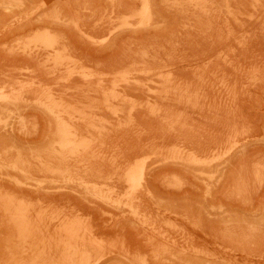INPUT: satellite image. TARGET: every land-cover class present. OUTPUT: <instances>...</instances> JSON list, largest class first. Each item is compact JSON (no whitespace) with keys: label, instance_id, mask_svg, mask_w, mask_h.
I'll list each match as a JSON object with an SVG mask.
<instances>
[{"label":"rangeland","instance_id":"374dc122","mask_svg":"<svg viewBox=\"0 0 264 264\" xmlns=\"http://www.w3.org/2000/svg\"><path fill=\"white\" fill-rule=\"evenodd\" d=\"M0 86V264H264V0H0Z\"/></svg>","mask_w":264,"mask_h":264},{"label":"bare ground","instance_id":"6f19581e","mask_svg":"<svg viewBox=\"0 0 264 264\" xmlns=\"http://www.w3.org/2000/svg\"><path fill=\"white\" fill-rule=\"evenodd\" d=\"M180 3H182V2H180ZM207 3H208V2H207ZM207 8H208V7H207ZM205 10H206V9H205ZM144 11H145V10H144ZM147 14H148V13H147ZM53 37H54V35H53ZM55 38H56V37H55ZM57 40H58V39H57ZM62 54H63V53H62ZM32 79H33V78H32ZM165 79H166V78H165ZM170 79H171V77H170ZM168 80H169V79H168ZM164 81H165V80H164ZM36 82H37V80H36ZM36 82H35V83H36ZM33 83H34V82H33ZM102 83H103V82H102ZM102 83H101V84H102ZM125 83H126V82H125ZM173 83H174V82H173ZM173 83H172V84H173ZM38 84H40V83H38ZM33 85H36V84H33ZM33 85H32V86H33ZM103 85H104V84H103ZM104 86H106V85H104ZM0 87H1V86H0ZM3 87H4V85H3ZM7 87H8V86L6 85V86L4 87V88H5L4 90H6ZM99 87H100V86H99ZM99 87H98V88H99ZM4 90H3V88H0V91H4ZM9 90H11V89L9 88ZM51 90H53V89H51ZM166 90H167V89H166ZM42 91H43V90H42ZM44 91H45V90H44ZM98 91H99V90H98ZM103 91H104V90H103ZM186 91H187V90H186ZM37 92H38V91H37ZM37 92H36V94H37ZM47 92H48V91H47ZM111 92H113L112 89H111ZM114 92L116 93V95L114 94V96L116 97V96H117V91H114ZM29 93H30V92H29ZM41 93H42V92H41ZM41 93H40V95H41ZM51 93H52V92H51ZM164 93H166V92H164ZM27 94H28V93H27ZM31 94L33 95V92H31ZM31 94H29V95H31ZM53 94H54V93H53ZM167 94H168V90H167L166 95H167ZM23 95H24V94H23ZM23 95H21V96H23ZM38 95H39V93H38ZM105 95H106V94H105ZM166 95H165V96H166ZM169 95H170V94H169ZM171 95H172V93H171ZM16 96H18V95H16ZM21 96H20V97H21ZM42 96H43V95H42ZM44 96H45V95H44ZM100 96H101V94H100ZM106 96H107V95H106ZM6 97H7V96H6ZM4 98H5V96H4ZM176 98H177V97H176ZM6 99L9 100L10 97H9V98H6ZM11 99H12V98H11ZM11 99H10V100H11ZM41 99H42V97H41ZM117 99L120 100V97H117ZM117 99H115V100H117ZM129 99H130V98H129ZM1 100H2V101L4 100L2 96H0V101H1ZM12 100H14V98H13ZM44 100H45V97H44ZM61 100H62V99H61ZM63 100H64V99H63ZM106 100H107V98H106ZM91 101H92V100H91ZM65 102H66V100H64V103H65ZM131 102H132V101H131ZM67 105H68V102H67ZM62 106H63V104H62ZM47 107H48V106H47ZM54 108H55V107H54ZM132 108H133V107H131V109H132ZM60 109H61V105H60ZM60 109H59V111H58V110H55V111L60 112ZM74 109H75V107H74ZM74 109H73V111H71V112H73V114L76 113V110H75V112H74ZM133 110H134V108H133ZM50 111H52V108L50 109ZM67 111H68V110H67ZM100 111H101V110H100ZM129 111H130V110H129ZM152 111H153V110H152ZM159 111H160V113H161V110H160V109H159ZM69 112H70V111H69ZM155 112H156V111H155ZM61 113H62V112H61ZM131 113H132V111H131ZM160 113H159V114H160ZM71 114H72V113H71ZM83 114H84V113H83ZM155 115H156V114H155ZM59 116H61V115L59 114ZM166 116H167V115H166ZM169 121H170V118H169ZM173 121H174V120H173ZM0 122H1V121H0ZM177 122H179V121H176L175 123H177ZM171 123H172V122H171ZM179 123H180V122H179ZM179 123H177V124L179 125ZM55 124H56V123H55ZM117 124H118V123H117ZM171 125H174V126H175V124H171ZM183 125H184V124H182V126H183ZM74 126H75V124H74ZM75 127H76V126H75ZM172 127H173V126H172ZM179 127L181 128V125H179ZM184 127H185V125H184ZM98 129H99V128H98ZM174 129H175V128H174ZM180 130H181V129H180ZM182 130H183V129H182ZM173 131H174V130H173ZM101 136H102V134H101ZM76 137H77V136H76ZM102 138H103V137H102ZM183 144H184V143H183ZM232 145H233V144H232ZM234 145H236V144H234ZM238 145H239V143L237 142V145H236V146H238ZM232 147H233V146H232ZM183 149H184V148H183ZM181 150H182V149H181ZM181 150H180V151H181ZM143 151H144V150H143ZM187 151H188V150H187ZM8 152H9V151H8ZM170 152H171V151H170ZM188 152H189V151H188ZM190 153H191V152H189L188 154H190ZM193 153H194V152H193ZM227 153L229 154V151H227ZM228 154H227V155H228ZM168 155H169V154H168ZM173 156H174V155H173ZM183 156H184V154H183ZM187 156H188V155H187ZM192 156H193V155H192ZM192 156H191V159H193ZM196 156H198V155H196ZM19 157H20V156H19ZM171 157H172V156H171ZM189 157H190V156H189ZM195 158H196V157H195ZM199 158H200V157H199ZM164 159H165V157H164ZM187 159H188V157H187ZM189 159H190V158H189ZM167 160H168V159H167ZM193 160H194V159H193ZM139 162H141V161H139ZM198 162H201L200 159H199ZM198 162H197V163H198ZM202 162H203V161H202ZM0 163H1V162H0ZM6 163H7V162H6ZM20 163H21V162H20ZM194 163H195V162H194ZM30 164H31V162H30ZM137 164H138V163H137ZM140 164H143V163H140ZM140 164H139L137 167H141L142 165H140ZM24 166H25V163H24ZM143 167H144V165H143ZM136 171L138 172L139 169H138V170L136 169ZM141 171H142V170H141ZM133 173H134V171H132V174H133ZM24 174H25V173H24ZM24 174H23V175H24ZM139 174H141V173H139ZM126 175H127V174H126ZM126 175H125L124 177H126ZM128 175H129V174H128ZM128 175H127V176H128ZM135 175H137V173H136ZM142 175H143V174L139 175L138 177H137V176H131L130 180H128V181L131 182V187H132L133 185L135 186V184L137 185V183L143 179V178H142ZM143 176H144V175H143ZM129 177H130V176H129ZM128 179H129V178H128ZM140 179H141V180H140ZM138 180H139V181H138ZM141 182H142V181H141ZM132 184H133V185H132ZM140 184H141V183H140ZM129 185H130V184H129ZM142 185H143V184H142ZM134 186H133V187H134ZM243 186H244V185H243ZM243 186H242V187H243ZM133 187H132V188H133ZM140 187H141V185H140ZM132 188H131V189H132ZM143 188H144V187H143ZM129 189H130V188H129ZM132 190H134V188H133ZM136 190L139 191L138 188H137V189L135 188V191H136ZM0 191H1V190H0ZM2 191H3V190H2ZM126 191H127V190H126ZM3 192H4V191H3ZM240 192H241V191H240ZM132 193H133V191H132ZM148 193H149V192H148ZM1 195H2V193H1ZM135 197H136V196H135ZM21 201H22V200H20V202H21ZM22 204H23V203H22ZM25 205H27V204H25ZM33 205H34V204H32V207H33ZM36 205H37V204H36ZM38 206H39V205H38ZM38 206H36V208H39ZM25 207H26V206H25ZM34 207H35V206H34ZM34 207H33V208H34ZM34 209H35V208H34ZM39 209H40V208H39ZM0 211H1V209H0ZM28 211H29V210H28ZM32 211H34V210H32ZM32 211H31V212H32ZM3 214H4V213H3ZM29 214H30V213H29ZM31 214H32V213H31ZM31 214H30V215H31ZM30 215H29V216H30ZM135 215H136V213H135ZM0 216H1V214H0ZM3 216H5V215H3ZM33 216H34V214H33ZM30 217H31V216H30ZM139 218H141V217H139ZM3 219H4V218H3ZM37 220H38V219H37ZM139 221H140V220H139ZM141 221H142V220H141ZM149 223H150V222L148 221V224H149ZM146 224H147V222H146ZM146 224H145V225H146ZM37 225H38V224H37ZM40 226H41V225H40ZM153 226H154V225H153ZM154 228H155V227H154ZM38 229H39V228H38ZM50 229H51V228H50ZM162 229H163V228H162ZM85 230H86V229H85ZM83 232H84V231H83ZM88 232H89V231H88ZM42 233L44 234V231H43ZM57 233H58V232H57ZM144 233H145V230H144ZM147 233H148V232H147ZM166 233H167V235H168V231H167ZM145 234H146V233H145ZM60 235H61V234H60ZM93 235H94V234H93ZM43 236H45V234H44ZM63 236H64V234H63ZM63 236H62V237H63ZM91 236H92V235H91ZM46 237H47V236H46ZM82 237H83V236H82ZM84 237H85V236H84ZM149 237H151V236H149ZM149 237H148V238H149ZM64 238H65V236H64ZM67 238H68V237H67ZM79 238H81V237H79ZM168 238H169V237H168ZM24 239H25V238H24ZM31 239H32V238H31ZM60 239H61V238H60ZM70 239H71V238H70ZM97 239H98V237H97ZM26 240H27V239H26ZM46 240H47V239H46ZM72 240H73V239H72ZM72 240H71V242H72ZM76 240H78V239H76ZM85 240H87V239H85ZM89 240H90V239H89ZM168 240H169V239H168ZM174 240H175V239H174ZM27 241H28V240H27ZM49 241H52V240H49ZM49 241H48V242H49ZM66 241H70V240H66ZM175 241H176V240H175ZM64 242H65V239H64ZM67 243H69V242H67ZM27 244H28V242H27ZM51 244H52V243H51ZM52 245H53V244H52ZM52 245H50V246H52ZM80 245H81V241H80V244H79V242L77 241V242L74 243V245H71V246H72V247H71L72 252H71L70 254H72V255H70L71 257L68 256V257H69L68 260H70V263H71V264H76V263H75V258L73 257V255H74V256L77 255V253H78V251L80 250V247H81ZM83 246H84V245H83ZM96 246H97V244H96ZM53 247H54V245H53ZM85 247H86V246H85ZM98 247H99V246H98ZM117 247H118V245H117ZM166 247H167V246H166ZM51 248H52V247H51ZM51 248H49V249H51ZM55 248H56V247H55ZM66 248H67V247H66ZM119 249L122 250L123 248L120 247ZM69 250H70V248H69ZM96 250H98V248H97ZM101 251H102V250H101ZM104 251H105V249H104ZM108 251H109L108 254L110 255V252H111V251H110V250H108ZM108 251H107V252H108ZM123 251H124V249H123ZM197 251H199V250L197 249ZM197 251H196V252H197ZM65 252L67 253V250H66ZM79 252H80V251H79ZM126 252H127V251H126ZM129 252H130V251H129ZM63 253H64V252H63ZM68 253H69V251H68ZM202 253H203V252H202ZM80 254H81V253H80ZM83 254H84V252H83ZM94 254H95V253H94ZM125 254H126V253H125ZM33 255H34V254H33ZM84 255H85V254H84ZM84 255H83V257H84ZM128 255H129V254H128ZM130 255H131V253H130ZM50 256H52V255L50 254ZM88 256H89V254H88ZM102 256H103V254H102ZM53 257H54V255H53ZM80 257H81V256H80ZM24 258H25V257H24ZM51 258H52V257H51ZM86 258H88V262L90 263V261H89V260H90V259H89L90 257H87V256H86ZM97 258H98V257H97ZM97 258H96V259H97ZM100 258H101V255H100ZM84 259H85V257H84ZM102 259H103V257H102ZM36 260H37V258H36ZM91 261H92V260H91ZM97 261L99 262V260H97ZM68 262H69V261H68ZM33 263H34V262H33ZM92 263H93V262H92ZM94 263H95V262H94ZM90 264H91V263H90ZM95 264H97V263H95Z\"/></svg>","mask_w":264,"mask_h":264}]
</instances>
